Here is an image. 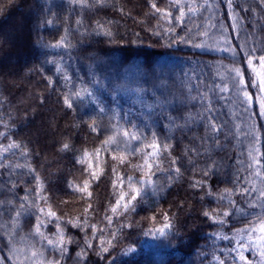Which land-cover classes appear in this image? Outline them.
<instances>
[{
	"label": "trees",
	"instance_id": "16d2710c",
	"mask_svg": "<svg viewBox=\"0 0 264 264\" xmlns=\"http://www.w3.org/2000/svg\"><path fill=\"white\" fill-rule=\"evenodd\" d=\"M153 2L172 15L155 13L149 0H0V264H41L57 258L60 264H241L227 238L245 235L248 231L241 229L256 227L257 216L264 217L259 207H248L258 191L236 194L253 184L264 189V117L240 48H255L254 57L264 54V3ZM181 9L184 16L177 20ZM61 37V46L52 47ZM221 46L224 51L218 50ZM233 66L245 73L250 100L237 92L235 73L228 71ZM75 91L81 97H73ZM65 95L72 108L63 104ZM209 104L222 126L216 134L221 148L210 141L201 144L205 120L187 119ZM169 114L183 127L172 126ZM93 121L96 132L89 128ZM129 129L141 139L124 137L122 131ZM152 132L159 143L172 147L170 155L161 153L166 170L155 171L153 165L149 184L145 172L133 165L143 164L153 151L145 146ZM109 136L115 142L105 145ZM13 143L20 147H8ZM64 143L70 148L62 151ZM253 146L260 150V163L250 169L248 150ZM191 148L209 149L211 158L222 164L197 188L191 185L205 179L199 170L207 156L193 154L195 166L189 164L184 153ZM84 150L93 154L96 180L84 171L87 162L78 163ZM121 154L127 157L123 164ZM172 159L178 160L179 175L172 171ZM148 162H153L151 156ZM37 176L43 185L39 196L47 204L38 198ZM128 177L140 194L124 209L132 194ZM84 179H89L90 196L77 191ZM226 188L233 195L221 200ZM121 191L127 195L113 213ZM25 196L27 202L21 199ZM229 199L244 211H236ZM32 202L45 212L50 206L59 219L39 213L29 206ZM22 203L24 210L19 209ZM214 208L230 215L216 220L203 215ZM37 216L46 221L41 232L50 239H55L57 225L72 237L66 255L60 257L35 233ZM73 219H86L95 229L73 227L68 223ZM86 239L93 248L86 247ZM101 246L108 251L97 255ZM81 249L88 253L84 260L76 257Z\"/></svg>",
	"mask_w": 264,
	"mask_h": 264
},
{
	"label": "snow or ice",
	"instance_id": "6c2138e0",
	"mask_svg": "<svg viewBox=\"0 0 264 264\" xmlns=\"http://www.w3.org/2000/svg\"><path fill=\"white\" fill-rule=\"evenodd\" d=\"M77 2L79 3H87V0H77ZM96 3L101 4L104 3V0H95ZM150 3V7L154 10L155 13H162L164 16H171L172 14L170 12L165 11V9H162L158 6L157 3L153 2V0H149ZM180 3V0H172V5H178ZM262 3H264V0H262ZM229 6H231V0H229ZM188 11H193V9L191 7L188 8ZM184 16V11L181 9L179 12V15L176 16L177 20L182 19ZM49 23H51V21H49ZM102 27V26H101ZM168 31H174V29H169ZM105 35H111L110 32H105ZM183 39V38H181ZM65 38L61 37L59 41H57L55 44L51 45L52 47H59L61 46V44L64 42ZM228 41L225 40V43H227ZM195 47H201V45L196 44L194 45ZM226 51H233V55H235L236 53L234 52V50L231 49H226ZM240 52H244L245 56H246V63L248 68L252 69V71L255 73L256 77L259 78V83L257 84L256 80L253 79L251 81V85L254 87H258L259 91L264 93V72H260L257 71L256 68L253 66V59H258L259 60V67L260 69H264V54H260L259 56L254 57V53L256 52V49L253 48L251 50V52H245L244 48H240ZM57 71H61L59 65H57ZM229 72H234L235 76L232 77L234 84H235V88L237 90V92H242L243 93V97L245 100H250L251 97L249 96L248 91L245 90V73L241 70L240 67L238 66H233L231 68L228 69ZM65 80L68 79L67 76L64 77ZM48 84L49 86H51L52 84V80L49 78L48 80ZM226 90V89H224ZM84 91H87L86 89ZM73 97L75 98H79L81 97V91H75L73 94ZM89 95H91V93H89ZM193 99H195V97H193ZM43 102V101H41ZM164 103H171V101L165 100ZM63 104L65 106H67L68 108H72L73 105L69 100V97L67 95H65L63 97ZM261 108V113L264 114V98H262V102L260 105ZM212 106L209 104L204 110L203 113H207V115L205 116L203 113L197 114L196 116H193L191 113L188 115L187 119L189 120H193V119H203L205 120V124H204V128H205V136L204 137H200V141L201 144H206L209 143V141L216 147V148H221V142L218 138V136L216 135L217 133H219L220 128L222 127L221 125L216 123L215 117L212 115ZM167 119H169L170 121H172V126L180 128L183 127L182 124L177 123L176 122V117H173L172 115H168ZM133 127H135V125H133ZM89 128L91 129L92 132H96L97 131V126H96V122L93 121L91 124H89ZM122 134L124 137L126 138H130V140L133 141H139L141 139L140 135L135 134L131 131V129L126 130V131H122ZM0 135H3V133H0ZM114 137L113 136H109L105 141H103V143L105 145L107 144H111L114 143ZM146 147L151 148L153 151L148 153L145 157H144V163L143 164H137V165H133V167L138 168L141 171L145 172V176H147V180L149 184H152V180H151V175H149V173L154 174V172H152L153 169V165H155V171H165L166 169L163 168V164H164V160L161 158V153H169V150L171 149L172 145L171 143L168 142H164V143H159V138L156 132H152L151 134V139L150 141L145 145ZM8 147L10 148H18L20 147V145L18 144H10ZM70 148V145L68 143H64L62 145L61 150H68ZM26 151V150H25ZM99 151L100 149H96L94 152V155L98 158L99 155ZM135 151L139 152L141 151L140 148L135 149ZM259 149L253 147H250L248 150V155L249 158L251 160V163L248 165V167L250 169L255 168V166L260 163V161L257 158V154H259ZM193 154L196 157H203V156H207V159L204 161L205 166L203 169L199 170L201 175L205 178L203 180H197L195 181L191 187L193 188H197L200 187L202 185H206V178L209 177L214 171H219L222 168V164L219 161L213 160L211 158V154L209 149H205L203 152L200 151L197 148H191V149H187L184 153L185 156L188 157V163L189 164H193L195 166L196 161H194L193 159ZM92 155L90 154L87 150H84L82 153V156L80 158H78V163L84 164L85 162H87L88 167L84 170L86 172L89 173V176L92 180H96L98 179V174L97 171L93 170V165H92ZM151 156L153 159L152 163L148 162V157ZM113 159H117V157H113ZM127 159V157H125L123 154L120 155L119 157V163L123 164L125 162V160ZM172 167V171H174L177 175H179L181 173V168L179 166H177L178 164V160L177 159H172L170 161ZM0 167H3V165H0ZM16 167H21V165H16ZM97 169H99V161L97 159V165H96ZM145 169L147 171H145ZM115 171V169H114ZM254 175L260 176V172L259 171H255L253 173ZM36 179V191H37V195L38 198L40 200H43L45 204H47L46 198H44L43 196H39V191L43 188V185L40 181L39 176L35 177ZM169 179H171V177H169ZM132 177H128V187L130 189V192L132 193L130 198L127 200V202H125L123 204V208L127 209L128 206L132 203V201H135L137 199V196L140 194V188L137 187L136 185H133L131 183ZM123 182V181H121ZM83 187H77V191L81 192V193H88V188H89V179H84L83 180ZM70 187L72 186L71 184L69 185ZM13 187H15V185H13ZM27 191V189H26ZM225 195H221L219 198L221 200H224L226 198H229L233 195V189L230 188H226L223 190ZM259 192L258 197H256L255 202H250L248 207L249 208H256L259 207L261 209V212L264 213V189H256L255 185L253 184V187L251 189L248 188H242L238 193H236L239 196H248L251 195V193L254 192ZM209 195H212L211 192L208 193ZM88 195L90 196L91 193H88ZM127 194L123 191H121L120 193V197L116 202V205L112 206L111 211L113 213H116L117 211V206L121 204V201L125 200V196ZM21 199H23L24 201H28L29 198L27 196L22 197ZM3 201H0V204H2ZM9 204L12 203V201L8 202ZM229 204L236 209V211L238 212H243L244 209L238 208L236 201L235 200H231L229 199ZM30 207L35 208L39 213L45 215L48 218H56L59 219V217H56V212L53 211L51 209V207H48V210L45 212V209L43 207H41L40 205L36 204L35 202H32L30 205ZM89 207H91V205H89ZM19 209L20 210H24L25 209V204H20L19 205ZM85 214H87L88 209L86 208L85 210ZM17 216L20 215V212L17 211L16 213ZM203 215L206 217H209L210 219H218V217L220 215H222L223 217H227L230 215L229 211L227 210H223L222 213H220V211L218 209H211L210 211H204ZM38 223L33 225L34 231L36 234L40 235L42 239L47 241V244L49 246H51L55 252L59 253L60 257H63L64 255H66L69 251V245H71L73 243V239L71 236H66L64 233V230L61 226L57 225L56 226V232L53 234L55 235V239H50L48 236L44 235L43 232H41V225H43L46 221L41 219L40 216L36 217ZM110 219V218H109ZM168 217L165 216V220H167ZM257 219L260 220V224L258 227H252V228H248V229H241L240 231H248L249 235H248V239L251 240L252 239V233L259 231L260 233H262L260 236H258L257 242L259 244L260 247V255L262 257V259H264V217L262 216H257ZM219 222L223 223L222 220H220ZM68 223H70L73 227H80L81 229H83L84 227L90 226L93 229H95V225H88V221L85 219L83 221H77L75 219L73 220H69ZM2 227V226H0ZM165 228L168 227L167 224L164 225ZM227 238V237H225ZM103 243V242H102ZM110 243V242H109ZM85 245L87 248H93L94 246L91 243H88L87 239L85 240ZM240 247L243 249L245 247V245L242 243L240 245ZM108 251L107 247H103L101 246L99 249V252L97 253V255H100L102 253H106ZM33 256L36 255L35 252L32 253ZM88 255V253L84 250L81 249V251L76 253V257L78 258V260H84L85 257ZM239 259L240 261L243 262V264H249V262L246 260L245 256L242 254V252L239 254ZM41 264H60V259H49L47 261H42Z\"/></svg>",
	"mask_w": 264,
	"mask_h": 264
},
{
	"label": "rangeland",
	"instance_id": "374dc122",
	"mask_svg": "<svg viewBox=\"0 0 264 264\" xmlns=\"http://www.w3.org/2000/svg\"><path fill=\"white\" fill-rule=\"evenodd\" d=\"M218 50L224 51L225 48L223 46H221ZM252 63H253V66L256 68L257 71L264 72V69H260V67H259V60L258 59L253 60ZM249 70L251 73L250 76L252 77V80L255 79L257 84H258L259 78L256 77V75L252 71V69L249 68ZM255 88L257 89V93H258L257 104L259 107L260 114H262L260 105L262 102V98H264V93L260 92L258 87H255ZM262 115L264 117V114H262ZM258 226H259V224L256 227H258ZM261 234L262 233H260L259 231L254 232V233H252V239L249 240L248 239L249 233H246L245 235H238V236H235L232 238H227V241L229 242L230 247H232L233 250L235 252H237L238 258H239V254L242 252V254L245 256V258H246V255H250L251 258H246V260L249 262V264H264V259H262L261 255H260L261 250H260L259 244H258L257 239H256ZM239 241L241 242V244L243 243L245 245V247L243 249L240 247L241 244H239ZM240 263L243 264V262H240Z\"/></svg>",
	"mask_w": 264,
	"mask_h": 264
}]
</instances>
